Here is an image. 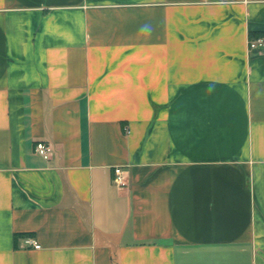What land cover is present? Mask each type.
<instances>
[{"label": "crops", "instance_id": "1", "mask_svg": "<svg viewBox=\"0 0 264 264\" xmlns=\"http://www.w3.org/2000/svg\"><path fill=\"white\" fill-rule=\"evenodd\" d=\"M263 35L264 0H0V264H264Z\"/></svg>", "mask_w": 264, "mask_h": 264}, {"label": "built area", "instance_id": "2", "mask_svg": "<svg viewBox=\"0 0 264 264\" xmlns=\"http://www.w3.org/2000/svg\"><path fill=\"white\" fill-rule=\"evenodd\" d=\"M249 48H262L264 47V35L260 37H249L248 40ZM36 150L45 158H50L53 153V145L51 142L46 140H39L36 143ZM115 182L119 186H124L127 184V178L125 174V169L123 166L118 165L115 167ZM25 242L28 246H34L40 248L41 244L34 237H27Z\"/></svg>", "mask_w": 264, "mask_h": 264}]
</instances>
